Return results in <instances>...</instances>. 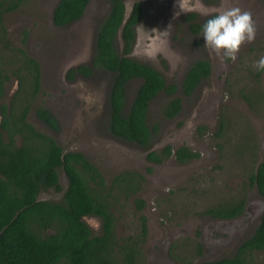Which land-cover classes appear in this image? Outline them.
<instances>
[{
    "label": "rangeland",
    "instance_id": "374dc122",
    "mask_svg": "<svg viewBox=\"0 0 264 264\" xmlns=\"http://www.w3.org/2000/svg\"><path fill=\"white\" fill-rule=\"evenodd\" d=\"M132 1L125 0L127 13ZM57 2L33 0L3 18L12 46L22 48L38 62L41 70L40 93L30 102L26 121L36 131L50 135L51 130L37 119L36 108L44 107L58 119L62 118L61 130L51 135L65 152L81 153L99 170L106 184L123 171L144 175L146 181L138 197L144 202L141 212H135L133 200L120 203L114 211L118 238L135 235L137 218L139 215L145 217L147 236L141 251V264H159V259L167 264L208 262L205 258L216 247L207 245L206 257H201L200 232L205 223L213 221L202 213L205 209L233 202L243 191L246 198L251 196V189L243 190L246 170L254 171L264 159L260 155V150H264L261 145L264 142L261 136L264 129V71L253 67V63L264 56V0L230 1L233 6L236 3V7L257 16L253 18L255 41L243 45L235 61L211 55L204 47L202 32L193 33L186 18L182 20L174 14L167 18L166 11L170 8L174 10L171 6L177 5V0H170L172 5L169 7L161 6L166 27L164 24L156 25L155 18V22L148 20L136 29L134 49L141 48L154 56L153 67L167 84L179 86L187 67L196 60H206L215 72L190 97H182L178 93L181 111L171 120H166L161 113L169 97L160 94L150 103L148 125H157L158 132L153 136L149 150L157 151L165 145H170L173 150L185 146L200 154V159L188 164L178 163L172 156L156 166L146 161L147 151L144 148L109 134V111L103 99V92L107 94L111 82L109 73L96 70L89 79L65 80L69 69L91 64L96 31L109 10L108 0H90L82 18L62 28L52 24V12ZM200 2L191 0L197 9L195 12H200ZM203 5L205 9L218 7L221 10L225 3L217 0L213 6ZM227 7H230L229 4ZM197 15L203 17L201 13ZM149 23H153L154 27L150 28ZM23 37L24 42L21 41ZM114 44L121 56L123 47L118 31ZM138 84L134 80L127 85L128 101ZM15 87L13 81L9 85L11 90L5 97L6 102H9ZM80 92L90 99L87 108L83 109L85 103L82 101L80 106V100L75 97ZM151 167L152 171L148 173L147 168ZM60 181L62 186L65 185L62 174ZM60 195L47 191L41 193L39 199L58 201ZM254 200L252 206H249L250 203L246 205L241 222L244 229H249L247 221L254 222L255 226L256 218L252 219L251 215L264 208V201L259 196L256 195ZM83 220L92 235L100 234L97 218L90 216ZM218 227L224 229V234L231 235H236L240 229L228 222H220ZM234 252L231 251L228 256ZM253 258L256 264H264V251L255 252Z\"/></svg>",
    "mask_w": 264,
    "mask_h": 264
},
{
    "label": "trees",
    "instance_id": "16d2710c",
    "mask_svg": "<svg viewBox=\"0 0 264 264\" xmlns=\"http://www.w3.org/2000/svg\"><path fill=\"white\" fill-rule=\"evenodd\" d=\"M33 0H0V264H141L146 219L137 218V235L117 237L114 211L120 203L133 200L135 212L144 202L138 198L145 179L134 171H123L106 184L99 170L81 153L67 151L49 135L36 131L26 121L30 102L40 93L41 76L37 61L8 39L5 15L17 11ZM122 0H109V12L98 26L92 65L111 73L108 101V132L126 143L137 144L147 151L146 161L161 164L171 156L185 164L197 155L185 147L174 153L170 145L150 151L149 144L158 132L157 125L147 124L149 105L156 96H188L210 73L206 60L195 62L183 76L180 91L166 84L152 68L126 59L116 51L114 40L120 25ZM89 0H58L52 12V24L62 28L82 18ZM138 8L124 26V53L133 39L131 26ZM192 20L190 15L186 20ZM206 21H204L205 23ZM203 23V24H204ZM197 33L202 26L192 24ZM24 42V37L21 40ZM88 76L86 66L71 69ZM139 80L129 105L125 86ZM16 87L9 102L5 97L12 82ZM181 100L170 98L162 108V116L171 120L179 115ZM37 119L52 132L58 131L57 120L46 108L35 110ZM150 171V169H148ZM64 176L61 185L60 175ZM264 197V163L250 177ZM61 194L58 201L39 199L43 192ZM244 200L206 209L202 214L216 219L236 217ZM100 221L101 232L92 235L85 217ZM200 253V246L197 248ZM264 251V214L252 236L244 241L231 258L203 264H256L255 252Z\"/></svg>",
    "mask_w": 264,
    "mask_h": 264
},
{
    "label": "flooded vegetation",
    "instance_id": "af4514ba",
    "mask_svg": "<svg viewBox=\"0 0 264 264\" xmlns=\"http://www.w3.org/2000/svg\"><path fill=\"white\" fill-rule=\"evenodd\" d=\"M140 1H144V0H133L132 1V3L130 4V10H129V12L127 13L126 12V20H125V23L122 25V18H123V14H122V18H121V22H120V25H119V27H118V29H117V31L121 34V42H122V51H121V57H123V58H126V59H130V60H134V61H136V62H138V63H140V64H143V65H146V66H148V67H150V68H152L153 70H155L156 72H158L160 75H161V73L156 69V68H154L153 66V63H152V57H154V56H151V55H149L145 50H142L141 48H136V49H134V46H135V42H136V28H137V26H138V24H139V21H140V18H141V14H142V9H141V5H140ZM160 1L161 2H163V4H166V5H168V6H165V7H169V6H171L172 4H170L171 2H170V0H149V4H151V6H155V8H156V10H154V12H153V16H155L156 18H157V21H156V25L157 24H160L161 26H163V24H164V27H166V21H164V19H165V13H164V10L161 8V6H162V4L160 3ZM201 1V0H200ZM215 1H217V0H202V2L203 3H207V4H209V6L211 5V6H213V4H214V2ZM222 2H224L225 3V5H224V8L225 7H227V5L229 4V6L230 7H236L237 5H236V3H234V6L232 5V2H230L231 0H221ZM89 3H90V0H89ZM88 3V4H89ZM108 3H109V0H108ZM121 3L123 4V13H124V10H125V4H126V2H125V0H122L121 1ZM154 3V4H153ZM88 6V5H87ZM87 6H86V8H87ZM55 7V6H54ZM135 7H137L138 8V15H137V18H136V21H135V23L134 24H132V26H131V29H132V33H133V39L131 40V42H130V50L128 51V52H125L124 53V43H123V38H122V34H123V30H124V26L126 25V23L128 22V20H129V18L131 17V15L133 14V12H134V9H135ZM171 7H173L174 8V10H172L171 8L170 9H168L167 11H166V16H167V18H169L170 17V15L171 14H174L176 11H179V9H178V7H177V5H172ZM209 13H211V14H215L217 11H219V9H218V7H216V8H208V9H206ZM85 11V10H84ZM196 10H194V11H191V13L192 14H185V13H181L180 15H179V17H181V19L182 20H185V18H189V16L190 15H192L193 16V19L191 20H186V22L189 24V26H191L193 23L194 24H196V25H200V26H203V23H204V21H206L208 18H210L209 16H204V15H202L203 17H201V16H198L197 15V13H200V12H195ZM108 12H109V10L107 11V14H108ZM251 13V15H252V18H257V16H254L253 14H252V12H250ZM259 13H262V11H260ZM106 14V15H107ZM152 16V17H153ZM106 17V16H105ZM80 20V19H79ZM78 20V21H79ZM152 18L150 19V21L152 22ZM196 20L198 21H200V22H196ZM78 21H76V22H78ZM154 21V20H153ZM76 22H74V23H76ZM155 22V21H154ZM74 23H70V24H68V25H66V26H69V25H71V24H74ZM66 26H64V27H66ZM150 28H152V25L150 26ZM200 33L202 32V30H200L199 31ZM199 32H197V33H199ZM96 33H97V31H96ZM196 34V33H195ZM94 35H95V33H94ZM95 40H96V36H95ZM94 52H95V50H94ZM87 56V54L84 56V57H82L83 59L85 58ZM120 56V55H119ZM146 61V62H145ZM198 60H196L195 62H197ZM148 62V63H147ZM195 62H193L192 64H190L188 67H187V69H186V71L184 72V74H183V76L186 74V72L188 71V69L195 63ZM85 66V65H84ZM77 67H79V66H77ZM76 67V68H77ZM87 68H89L90 70H91V73H90V75H88V76H84V75H82L81 73H74L73 75H71V76H69V71L71 70V69H69L67 72H66V75H65V80L67 81V82H71V81H73L74 79H82V78H84V79H89V78H91L92 77V75L94 74V71H98V72H107V71H105V70H102V69H95L94 68V66L92 65V61H91V64L89 65V66H86ZM209 67H210V73H209V76H208V78L207 79H203L198 85H197V87H199V85L202 83V84H205V82L211 77V76H213L214 74H215V72L213 71V67H212V64H210L209 63ZM76 68H74V69H76ZM107 73H109V72H107ZM110 75H111V73H109ZM40 76H41V70H40ZM162 76V75H161ZM162 78H163V76H162ZM183 78V77H182ZM164 79V78H163ZM135 81H137V82H139L140 83V81L139 80H135ZM164 81H165V79H164ZM132 82V81H131ZM130 83V82H129ZM128 83V84H129ZM165 83H166V81H165ZM110 84H111V82H110ZM128 84H126V86H125V91H126V87H127V85ZM167 84V83H166ZM181 84V83H180ZM15 85H16V82H15ZM174 85V84H173ZM180 85L179 86H177V88H178V90L180 91ZM197 87L192 91V93L190 94V95H188L189 97L194 93V91H196L197 90ZM109 90H107V94L105 95V92H103V99H104V104L107 106V107H109V105H108V101H109V93H110V86H109V88H108ZM135 92V91H134ZM179 93V92H178ZM178 93H176L174 96H172V97H170L171 99L172 98H174V97H176V98H179L177 95H178ZM134 94V93H133ZM180 94V93H179ZM182 95V94H181ZM188 96H184V95H182V97H188ZM262 96H263V98L262 99H264V94H262ZM261 96V97H262ZM75 97L76 98H78L79 100H80V106H82V101L85 103V105H84V107H83V109L84 108H87L88 107V102H89V98H88V96H84V94L82 93V92H80V94H76L75 95ZM125 97H127V93L125 94ZM133 97V96H132ZM132 97H131V100H132ZM157 97V96H156ZM259 97V96H258ZM170 98H169V100H170ZM180 99V98H179ZM259 99V98H258ZM131 100L130 101H128L127 99H126V103L129 105V103L131 102ZM154 100V99H153ZM181 100V99H180ZM261 100V99H260ZM128 101V102H127ZM260 103V102H259ZM48 110V109H47ZM49 111V110H48ZM50 112V111H49ZM51 113V112H50ZM52 114V113H51ZM53 115V114H52ZM55 117V116H54ZM56 118V120H57V124H58V131L57 132H59L60 130H61V126H62V121H64L62 118L60 119H58V117H55ZM147 124H148V121H147ZM107 130H108V124H107ZM52 132V131H51ZM51 134H53V132L51 133ZM49 135V134H46V135H49V136H51L52 138H53V136L52 135ZM112 136V135H111ZM261 136H263V140H264V129L262 130V134H261ZM112 137H114V136H112ZM114 138H116V137H114ZM54 139V138H53ZM116 139H118V138H116ZM55 140V139H54ZM119 140H121V139H119ZM56 141V140H55ZM57 142V141H56ZM57 144H58V142H57ZM263 144V146H264V142H261V145ZM59 145V144H58ZM60 146V145H59ZM165 146H167V145H165ZM165 146H163V147H161L159 150H157V152L158 151H160L162 148H164ZM61 147V146H60ZM182 147H185V146H182ZM62 148V147H61ZM180 147H178V148H176L175 150H173V148H172V151H173V153L177 150V149H179ZM185 148H187V147H185ZM188 150H190L189 148H187ZM259 149H260V146H259ZM64 151V150H63ZM150 151H154V150H150ZM191 152H193V153H195L196 155H197V157L195 158V159H193V160H189V161H187V163L186 164H188V163H191V161L193 162L194 160H198V159H200V154L198 153V152H196V151H192V150H190ZM65 152V151H64ZM73 152V151H72ZM146 155H147V152H146ZM260 155H262V157L264 158V150H260ZM172 157V156H171ZM170 157V158H171ZM173 158H175L174 156H173ZM169 159V158H168ZM166 161V160H165ZM164 161V162H165ZM148 163H150V162H148ZM262 163H264V159H261V161L259 162V164H257L256 165V167H255V169H254V171H251V172H248L249 171V169H247L246 170V176H245V183L243 184V186H245L244 188H243V190H248V189H251L252 190V195L251 196H247V198H246V195H245V192L243 191L242 192V194H241V196L240 197H238V198H236L233 202H230V203H235L236 201H238V200H244V205H243V208L241 209V212L236 216V217H233V218H230V219H216V218H212V217H210L209 215H204L205 217H207V218H209V219H212V223H205V226L203 227V230H201V232H200V237H201V244H202V251H201V257L203 256V257H206V252H207V245H210L212 248H213V246H215L216 247V249L215 250H213L212 249V251H210V254H209V256H207L205 259H206V261H208V262H206V263H209V262H215V261H218V260H221V259H225V258H231V257H233L235 254H236V251H237V249H238V247L244 242V241H246L247 239H249L251 236H252V234H253V232H254V229L256 228V226L258 225V223H259V221H260V218H261V216L264 214V208H262L260 211H259V213L258 214H254V215H251V218L252 219H254V218H256V220H255V226L253 225V223L254 222H248L247 221V223H248V225H249V229H244V227L241 225V222H242V220H243V217H244V213H245V209H246V205L248 204V203H250V205L249 206H252L253 204H254V202H255V200H254V197L257 195V196H259V198L261 199V200H263L264 201V197L260 194V192H259V190H258V188H257V186H256V184L253 182H251L250 181V177L252 176V175H256V173H257V170H258V167L260 166V164H262ZM150 164H153V165H161V164H163V162L161 163V164H155V163H150ZM148 169H150V171H148ZM152 171V167L151 168H147V172L148 173H150ZM135 172V171H134ZM138 173V172H137ZM140 174V173H139ZM141 175V174H140ZM144 176V175H143ZM145 179V181H146V178H144ZM254 193H255V195H254ZM253 196V197H252ZM225 204H229V203H225ZM206 210V209H205ZM251 219V220H252ZM220 222H228V223H232V224H235V226L237 227V229L240 227V229L238 230V232H237V234L236 235H231L230 233H226V234H224L225 233V231H224V229H222V228H220V227H218V225L220 224ZM250 223H252L251 225H250ZM253 225V226H252ZM100 232H101V230H100ZM91 233H92V231H91ZM137 233H138V231L135 233V235H137ZM219 234H222V235H219ZM224 234V235H223ZM94 235V234H93ZM99 235V234H98ZM97 235V236H98ZM118 237V236H117ZM207 238H209V240L207 239ZM236 244H238L237 245V247H236V249H235V246H236ZM235 250V252H234V254L232 255V256H228L229 255V253L231 252V251H234ZM223 253V254H222ZM168 254H166V257H168L167 256ZM213 257H221V258H219V259H215V260H211ZM158 262H159V264H167L166 262L164 263L161 259H159L158 260ZM169 264V263H168ZM203 264V263H202Z\"/></svg>",
    "mask_w": 264,
    "mask_h": 264
},
{
    "label": "clouds",
    "instance_id": "9594fccd",
    "mask_svg": "<svg viewBox=\"0 0 264 264\" xmlns=\"http://www.w3.org/2000/svg\"><path fill=\"white\" fill-rule=\"evenodd\" d=\"M179 11L174 13L178 17L181 13L197 10L191 0H177ZM201 15L209 16L202 26L204 47L209 49L211 55L235 61L240 48L255 41L256 27L252 15L239 7H225L215 14L209 13L201 2L199 3ZM257 71H264V56L253 63Z\"/></svg>",
    "mask_w": 264,
    "mask_h": 264
},
{
    "label": "water",
    "instance_id": "95a60500",
    "mask_svg": "<svg viewBox=\"0 0 264 264\" xmlns=\"http://www.w3.org/2000/svg\"><path fill=\"white\" fill-rule=\"evenodd\" d=\"M139 3L141 5L142 14H141V18H140L139 24H138V26L136 28L137 30L140 28V25L146 24L147 21L148 20L150 21L151 18L154 21H156L155 20L156 17L153 16V12H154V10H156L155 6H151L149 4V0L140 1ZM160 3L162 4L163 7L167 6L166 4H163V2H161V1H160ZM125 20H126V10H124V13H123L122 25L125 23ZM151 25H153V27H154V24L153 23ZM151 25L149 23V26H151ZM146 32H147V30L145 28L144 33H146Z\"/></svg>",
    "mask_w": 264,
    "mask_h": 264
}]
</instances>
